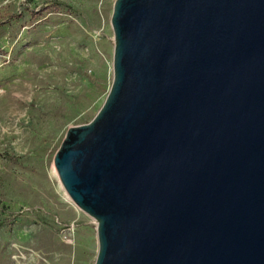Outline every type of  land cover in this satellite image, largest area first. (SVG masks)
Instances as JSON below:
<instances>
[{
    "label": "water",
    "instance_id": "water-1",
    "mask_svg": "<svg viewBox=\"0 0 264 264\" xmlns=\"http://www.w3.org/2000/svg\"><path fill=\"white\" fill-rule=\"evenodd\" d=\"M113 81L55 156L94 264H264V0H116Z\"/></svg>",
    "mask_w": 264,
    "mask_h": 264
},
{
    "label": "rangeland",
    "instance_id": "rangeland-1",
    "mask_svg": "<svg viewBox=\"0 0 264 264\" xmlns=\"http://www.w3.org/2000/svg\"><path fill=\"white\" fill-rule=\"evenodd\" d=\"M115 1L0 0V264H84L79 241L98 244L54 161L111 88Z\"/></svg>",
    "mask_w": 264,
    "mask_h": 264
},
{
    "label": "crops",
    "instance_id": "crops-1",
    "mask_svg": "<svg viewBox=\"0 0 264 264\" xmlns=\"http://www.w3.org/2000/svg\"><path fill=\"white\" fill-rule=\"evenodd\" d=\"M98 253V244H91L87 242L85 239L79 241L78 246L75 248V259L79 262H83L87 264L91 262L93 259L96 260V256Z\"/></svg>",
    "mask_w": 264,
    "mask_h": 264
},
{
    "label": "bare ground",
    "instance_id": "bare-ground-1",
    "mask_svg": "<svg viewBox=\"0 0 264 264\" xmlns=\"http://www.w3.org/2000/svg\"><path fill=\"white\" fill-rule=\"evenodd\" d=\"M67 195H68V200H67V202H69L70 204H72L74 207L79 208V207L77 206V204L71 199V197L69 196L68 193H67Z\"/></svg>",
    "mask_w": 264,
    "mask_h": 264
}]
</instances>
